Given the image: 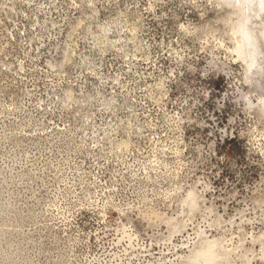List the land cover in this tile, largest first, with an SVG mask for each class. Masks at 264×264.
Returning a JSON list of instances; mask_svg holds the SVG:
<instances>
[{"label": "rangeland", "instance_id": "obj_1", "mask_svg": "<svg viewBox=\"0 0 264 264\" xmlns=\"http://www.w3.org/2000/svg\"><path fill=\"white\" fill-rule=\"evenodd\" d=\"M228 3L0 0V264H264Z\"/></svg>", "mask_w": 264, "mask_h": 264}, {"label": "bare ground", "instance_id": "obj_2", "mask_svg": "<svg viewBox=\"0 0 264 264\" xmlns=\"http://www.w3.org/2000/svg\"><path fill=\"white\" fill-rule=\"evenodd\" d=\"M227 2H229V5H232L234 10L232 13L234 14L233 19L236 23V27L234 25L236 29L234 28V30L239 44L238 53L243 56L247 72H258L262 70L264 60V11H261L260 7V5L264 3V0H227ZM245 4L252 5L251 11H247L244 7H242V5ZM253 19L254 21H252ZM217 257L219 256L217 255ZM208 259L209 257L206 255V260ZM205 264H207V262H205Z\"/></svg>", "mask_w": 264, "mask_h": 264}, {"label": "clouds", "instance_id": "obj_3", "mask_svg": "<svg viewBox=\"0 0 264 264\" xmlns=\"http://www.w3.org/2000/svg\"><path fill=\"white\" fill-rule=\"evenodd\" d=\"M242 7H244L247 11H251V9H252V5L251 4H245V5H242ZM260 7H261V11H264V3H262L260 5Z\"/></svg>", "mask_w": 264, "mask_h": 264}]
</instances>
